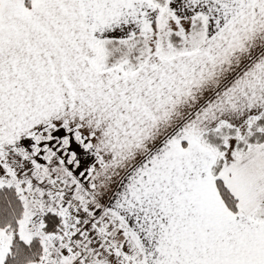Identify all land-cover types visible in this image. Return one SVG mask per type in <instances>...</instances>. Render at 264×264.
<instances>
[{
	"label": "snow or ice",
	"instance_id": "1",
	"mask_svg": "<svg viewBox=\"0 0 264 264\" xmlns=\"http://www.w3.org/2000/svg\"><path fill=\"white\" fill-rule=\"evenodd\" d=\"M0 264H264V0H0Z\"/></svg>",
	"mask_w": 264,
	"mask_h": 264
}]
</instances>
